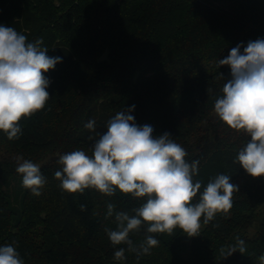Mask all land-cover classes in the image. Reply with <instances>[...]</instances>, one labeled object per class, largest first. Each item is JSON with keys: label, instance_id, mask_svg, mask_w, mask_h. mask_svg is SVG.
Listing matches in <instances>:
<instances>
[{"label": "trees", "instance_id": "trees-1", "mask_svg": "<svg viewBox=\"0 0 264 264\" xmlns=\"http://www.w3.org/2000/svg\"><path fill=\"white\" fill-rule=\"evenodd\" d=\"M0 24L28 42L42 40L50 57H62L45 73L51 96L45 108L21 119L19 139L0 132V246L14 243L24 264H262L264 176L254 178L234 162L250 138L224 124L214 103L230 79V68H219L218 61L237 44L264 39V0H0ZM133 105L138 125L170 133L189 163L199 161L193 179L202 188L193 203L219 174L239 186L227 214L217 213L206 225L201 218L200 235L179 228L151 234L159 245L139 259L127 245L113 246L105 230L116 229L107 203L133 215L142 198L94 189L70 194L54 175L60 155L90 153L89 136L106 131L109 119ZM90 119L95 133L84 127ZM18 157L40 165L46 178L40 196L22 186ZM13 182L19 206L4 188ZM80 203L88 211L81 212ZM146 229L143 224L130 233L134 245L149 235ZM121 247L126 259L116 261Z\"/></svg>", "mask_w": 264, "mask_h": 264}, {"label": "clouds", "instance_id": "clouds-1", "mask_svg": "<svg viewBox=\"0 0 264 264\" xmlns=\"http://www.w3.org/2000/svg\"><path fill=\"white\" fill-rule=\"evenodd\" d=\"M42 40L28 42L27 37L13 27L0 24V132L9 140L19 139L20 121L43 110L50 94V81L45 75L62 62V57H50ZM243 48V52H241ZM230 68V79L224 83L214 103L218 118L232 130L243 132L250 139L239 150L234 162L252 177L264 176V39L248 41L233 47L229 55L218 61V67ZM220 76L224 78L223 73ZM135 105L117 112L108 120L106 131L89 136L93 140L90 153L83 149L59 156L61 170L55 172L59 187L70 194L94 189L106 196L119 191L142 198L143 203L132 210L115 211L107 203V216L115 213L116 229H106L113 246L127 245L137 259L149 255L159 240L151 234L172 235L179 228L189 237L200 235L203 224L212 221L217 213L227 214L233 206V193L239 186L226 174H219L202 188L194 181L199 161L189 163L186 150L168 132L156 135L153 126L138 125L130 113ZM96 121L90 119L84 127L95 133ZM16 172L22 176V186L34 196H40L46 178L40 165L22 157L17 158ZM81 212L88 211L80 203ZM147 224L145 239L134 245L130 233ZM239 252L245 251L244 241L238 240ZM224 253V249H221ZM231 248L224 257L232 255ZM116 261H124L125 248L114 252ZM264 264V256L260 257ZM0 264H24L13 244L0 246Z\"/></svg>", "mask_w": 264, "mask_h": 264}, {"label": "rangeland", "instance_id": "rangeland-1", "mask_svg": "<svg viewBox=\"0 0 264 264\" xmlns=\"http://www.w3.org/2000/svg\"><path fill=\"white\" fill-rule=\"evenodd\" d=\"M4 188L7 190L9 194V200L14 206H19L21 201L19 200L20 197V191H19V186L17 183L15 184L14 182L10 185L5 184Z\"/></svg>", "mask_w": 264, "mask_h": 264}]
</instances>
